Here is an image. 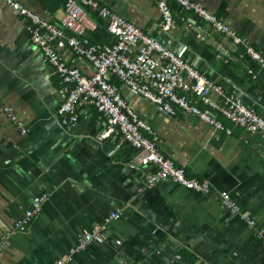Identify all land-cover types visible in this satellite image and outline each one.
<instances>
[{
	"label": "crops",
	"instance_id": "obj_1",
	"mask_svg": "<svg viewBox=\"0 0 264 264\" xmlns=\"http://www.w3.org/2000/svg\"><path fill=\"white\" fill-rule=\"evenodd\" d=\"M15 1L62 28L66 0ZM191 1L264 53V0ZM100 2L142 31L171 42L176 53L227 94L242 97L264 120V72L242 55V48L223 63L218 53L235 47L209 24L174 6L175 24L164 34L158 0ZM87 18L80 38L113 46L116 39L105 32L106 21L89 10ZM27 24L0 0V244L5 242L0 264H55L85 230L118 211L121 218L110 224L105 242L76 253L69 264H264V239L257 237L264 231V139L237 128L227 136L181 112L168 116L118 81L161 151L185 166L187 176L206 180L212 188L203 194L172 180L150 187L145 173L156 169L140 166L137 151L109 134L94 109H81L78 124L63 125L61 85L31 43ZM65 34L71 36L68 30ZM62 53L72 64V53ZM74 64L92 75L84 61ZM6 107L23 123L25 135L7 119ZM222 192L241 206V215L222 206ZM45 195L39 211L23 222L26 211ZM242 214L250 215L255 229Z\"/></svg>",
	"mask_w": 264,
	"mask_h": 264
},
{
	"label": "built area",
	"instance_id": "obj_2",
	"mask_svg": "<svg viewBox=\"0 0 264 264\" xmlns=\"http://www.w3.org/2000/svg\"><path fill=\"white\" fill-rule=\"evenodd\" d=\"M4 1L25 17L31 43L39 48L44 64L53 69L59 80L65 97L58 111L63 125L78 124L81 109H94L100 120L105 122L109 134L121 137L128 147L137 151L140 166H153L156 169L155 173H145L148 186L154 187L172 180L198 193L208 194L212 188L206 180L187 176L185 166L176 164L161 151L154 132L140 120L114 80L168 116L175 117L181 112L196 117L227 136H231L233 128H237L245 134L264 139V120L243 104L242 97L227 94L196 64L183 60L172 49L171 42L142 31L125 17L104 6L100 0H66L62 28L43 21L15 0ZM174 6L192 13L230 41L235 50L223 48L218 53L223 63L227 64L232 59L231 54L242 48V55L257 63L264 72V53L257 50L248 37L239 35L199 2L158 0L163 18L162 33L169 34L175 24ZM87 10L98 13L99 18L106 21L108 32L116 39L113 46L92 44L80 38L87 28ZM188 26L194 29L192 24ZM65 30L70 31L71 36H67ZM62 50L72 53V64ZM76 60L92 67L90 77L74 64ZM249 74L256 79L252 71ZM3 111L7 119L25 135L26 129L12 109L6 107ZM45 198L46 195L26 211L23 222L39 211L42 206L40 201ZM220 201L232 215H241V206L227 192L221 193ZM242 216L249 227L255 229L256 222L250 215ZM120 218L119 211L113 212L103 222L85 230L78 244L55 264H69L76 253L87 250L93 244H103L110 224ZM16 227L22 228L20 223ZM263 234L261 230L257 237L264 239ZM4 244H0V252Z\"/></svg>",
	"mask_w": 264,
	"mask_h": 264
},
{
	"label": "trees",
	"instance_id": "obj_3",
	"mask_svg": "<svg viewBox=\"0 0 264 264\" xmlns=\"http://www.w3.org/2000/svg\"><path fill=\"white\" fill-rule=\"evenodd\" d=\"M89 11H92V10H89ZM93 12V11H92ZM96 13V12H95ZM98 14V13H97ZM107 29V28H106ZM105 32H107V33H109L108 32V30L107 31H105ZM116 42V40H114L113 42H111V44H113V43H115ZM91 43H94V44H100V45H104V43L102 44V42H92L91 41ZM118 85H120L119 84V82L117 81V80H114Z\"/></svg>",
	"mask_w": 264,
	"mask_h": 264
},
{
	"label": "bare ground",
	"instance_id": "obj_4",
	"mask_svg": "<svg viewBox=\"0 0 264 264\" xmlns=\"http://www.w3.org/2000/svg\"><path fill=\"white\" fill-rule=\"evenodd\" d=\"M179 56H180L183 60H186V59H184V57H183L182 55L179 54ZM186 61H188V60H186Z\"/></svg>",
	"mask_w": 264,
	"mask_h": 264
}]
</instances>
